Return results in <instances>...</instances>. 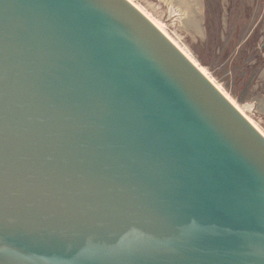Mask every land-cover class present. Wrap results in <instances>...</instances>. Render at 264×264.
I'll list each match as a JSON object with an SVG mask.
<instances>
[{"label": "water", "instance_id": "1", "mask_svg": "<svg viewBox=\"0 0 264 264\" xmlns=\"http://www.w3.org/2000/svg\"><path fill=\"white\" fill-rule=\"evenodd\" d=\"M0 264H264V133L131 0H0Z\"/></svg>", "mask_w": 264, "mask_h": 264}, {"label": "rangeland", "instance_id": "2", "mask_svg": "<svg viewBox=\"0 0 264 264\" xmlns=\"http://www.w3.org/2000/svg\"><path fill=\"white\" fill-rule=\"evenodd\" d=\"M136 1L158 15L168 31L179 37L194 57L249 109L248 113L264 128V89L259 86L262 80L260 73L255 76L243 60L244 49L239 45L243 44L245 34L235 45L233 43V30L228 20L230 0H199V6L194 9L197 19L194 10L183 8L179 0Z\"/></svg>", "mask_w": 264, "mask_h": 264}, {"label": "flooded vegetation", "instance_id": "3", "mask_svg": "<svg viewBox=\"0 0 264 264\" xmlns=\"http://www.w3.org/2000/svg\"><path fill=\"white\" fill-rule=\"evenodd\" d=\"M228 15L233 43L235 45L245 34L243 44L239 45L244 49L243 60L247 61V67L253 69L255 76L260 73L262 81L259 86L264 89V0H230Z\"/></svg>", "mask_w": 264, "mask_h": 264}, {"label": "bare ground", "instance_id": "4", "mask_svg": "<svg viewBox=\"0 0 264 264\" xmlns=\"http://www.w3.org/2000/svg\"><path fill=\"white\" fill-rule=\"evenodd\" d=\"M138 8H140L170 39L192 60L194 61L199 68L218 86L220 90L248 117V119L257 126L263 133L264 128L260 125V123L254 119L243 105H241L237 99H235L223 86L222 83H220L211 73L210 71L202 65L199 60H197L194 55L191 53V51L187 48V46L183 43H181L179 37L173 36L166 26V23H164L158 15H156L149 7H147L143 3H139L136 0H131ZM172 1V0H170ZM181 6L185 9H197L196 7L199 6V0H179ZM154 10V9H153ZM195 12V10H194ZM195 17L197 19V13L195 12ZM174 34V33H173Z\"/></svg>", "mask_w": 264, "mask_h": 264}]
</instances>
